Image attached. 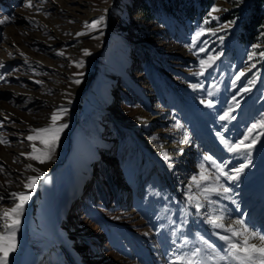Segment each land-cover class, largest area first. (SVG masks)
Segmentation results:
<instances>
[{"label": "rangeland", "instance_id": "rangeland-1", "mask_svg": "<svg viewBox=\"0 0 264 264\" xmlns=\"http://www.w3.org/2000/svg\"><path fill=\"white\" fill-rule=\"evenodd\" d=\"M251 2L32 0L34 7H25L26 0H0V20L10 18L0 23V136L8 141L0 143V211L13 207L12 193L28 191L23 184L29 176H40L24 207L16 233L22 243L10 254L11 263L23 262L31 252L29 264H171L175 255L202 247L197 234L223 246L213 236L224 230L213 228L208 214L223 210L227 226L236 206L256 201L255 217L264 222V136L249 163L227 152L217 135L235 142L264 116V60L257 62L264 50V7L252 39L236 40ZM213 7L220 11L213 13ZM101 16L100 28L85 27ZM108 21L111 31L103 47ZM202 27L215 35L206 31L192 47ZM254 45L257 59L249 61ZM217 53L215 65L197 75L199 61ZM239 71L246 74L233 87ZM253 78L256 83L249 85ZM244 87L251 91L240 93ZM234 95L239 100V107L233 105L235 119L221 120ZM208 99L212 107L201 103ZM60 107L67 113L58 123L67 127L52 159L41 164L27 154L33 143L43 145L27 137L31 129L48 125ZM157 113L167 121L136 131L115 118L143 120ZM144 135L171 144H182L185 135L192 139L191 166L181 183L171 182L179 160L172 158L169 166L153 157L140 143ZM208 156L226 163V170L249 166L237 181L222 178L230 199L213 195V203L201 201L200 222L186 196L201 195L192 182L201 164L215 172ZM185 238L191 243L182 247Z\"/></svg>", "mask_w": 264, "mask_h": 264}, {"label": "snow or ice", "instance_id": "snow-or-ice-1", "mask_svg": "<svg viewBox=\"0 0 264 264\" xmlns=\"http://www.w3.org/2000/svg\"><path fill=\"white\" fill-rule=\"evenodd\" d=\"M236 3L242 2V0H234ZM25 7H34L32 0H26L24 5ZM40 9H37L39 11ZM220 11V9L213 7L212 12L215 13ZM211 15V14H210ZM10 18L5 16L3 20H0V23L7 22ZM216 19V17H212ZM104 23V17L101 16L98 19L93 20L90 24H86L85 27L91 30H96L100 28ZM208 20L204 21V24L207 25ZM234 23V21L229 22ZM224 27H227L225 25ZM223 31V27L220 29ZM206 31L211 32L215 35V32L202 27L192 38L193 44L195 46L199 37L203 36ZM83 33H77V35H82ZM221 41L223 37H220ZM257 46H253V51L248 54V60L252 61L257 59ZM199 52H206L204 47H200ZM84 54L88 55L89 52L87 49L84 50ZM60 55H63L61 52ZM220 59V54L215 55L209 54L206 59H201L199 61L200 71L197 75H203L204 72L212 68L215 65V62ZM264 60V50H260L258 54V59ZM2 66V64H0ZM77 67H83V62H78ZM255 64L251 65V68H254ZM251 68H248V71H251ZM245 71H239L235 75V79L232 81L233 87L242 77L245 76ZM78 75H82L78 74ZM4 76L0 75V80H3ZM40 83V81H36ZM81 81L79 79L74 80V83L79 84ZM256 79L253 78L249 81V85H254ZM192 87L202 88V84H193ZM215 87V86H214ZM251 91V87H244L240 89V93ZM209 97L214 95L213 91L209 90L207 92ZM201 103L206 104L208 107L213 106V100H202ZM239 107V100L237 96L232 97V105L220 116L221 120L225 119H235V116L232 115L234 107ZM67 113V108L60 107L51 114L50 123L44 127L31 129L32 135L27 137L30 141L39 140L43 145V148H37L33 143L32 152L28 153V157L32 160H36L39 163L43 164L52 159V156L55 152L57 143L59 141L60 133L67 127L66 124L58 123L63 119V115ZM181 127L180 124L176 125ZM220 138L221 143L225 146L227 152L235 155L245 156L246 159H249L250 163V154L251 151L255 148L259 138L264 136V116L260 118L256 123L251 124L243 134V138L236 140L235 142L226 139L223 135L217 134ZM7 138L0 136V143H7ZM187 142V135L181 143ZM23 155V154H22ZM165 161L169 162L171 166V156L167 152L163 154ZM208 161L212 162V167L215 169L214 173H208L205 170L204 164L200 165L201 172L199 173V178L197 176L192 177V182L200 189V196H193L191 194L186 196V202L188 205L194 206L197 213H200L201 209L205 208V204L201 201H205L208 204L213 203L211 197L213 195L223 196L225 199H230L229 193L231 189L226 187L222 183V178L230 181H237L240 179L241 174L249 166L248 163H242L238 167L227 169L226 163H217L211 156L205 158ZM28 168H32V165H28ZM41 176L43 173L40 174ZM40 179V176H29L27 181L23 184V188L28 191H19L12 193L13 197V207L3 209L0 211V264H9V256L11 253L16 251L17 239L16 233L19 229L21 223V216L24 211V207L27 204L28 200L31 197L32 191L37 187V182ZM192 185H189V193H191ZM2 198V197H0ZM223 210L219 215L208 214L206 216L207 222L215 229L224 230L225 234L219 232L215 233L218 238L224 241L223 248H218L215 244L210 243L202 235L197 234V240L202 245V247H192L188 252L183 255H175L171 259V264H264V232L259 230L250 229L243 219H238L234 223L225 225L224 223ZM186 223V221H185ZM176 233L174 232L173 235ZM191 242L185 238L182 247H187Z\"/></svg>", "mask_w": 264, "mask_h": 264}, {"label": "bare ground", "instance_id": "bare-ground-1", "mask_svg": "<svg viewBox=\"0 0 264 264\" xmlns=\"http://www.w3.org/2000/svg\"><path fill=\"white\" fill-rule=\"evenodd\" d=\"M115 118L118 121H120L122 124H125L132 131L138 130L139 126L145 125V126L155 127V126H160L164 122L167 121V116L163 113H157V115H154L153 117H147L143 120L135 119L133 121H127V120L119 119L117 118V116H115ZM139 137H140L139 140H140L141 145L147 147L148 148L147 150L152 154V156L157 157L158 160L160 161L164 160L163 154L165 152H167L168 155L171 156V158H173L174 160H177V159L179 160L178 162H175L176 172H175V175L171 177V182L173 184L181 183L184 177L183 172L188 170L191 166L190 162L192 160V154L194 152V149L192 150V146H193L192 139L189 136H187V142L182 143V144H171L169 143V141H166L163 139L155 141L154 139L148 138L146 135L139 136ZM184 139H185V136H184ZM43 190H46V189H43ZM248 218H249V214L247 212L239 213L234 220H230V223H234L238 219H243L244 221L248 222ZM16 239H17V246H16V250H17L19 245L22 243V241L20 237L18 236H16ZM34 240L36 241L35 238L32 239L31 241L34 242ZM14 253L15 252L11 254H14ZM32 256L33 254L31 252H28L23 262L11 263L9 260V264H29L32 259ZM9 257H11V255Z\"/></svg>", "mask_w": 264, "mask_h": 264}, {"label": "trees", "instance_id": "trees-1", "mask_svg": "<svg viewBox=\"0 0 264 264\" xmlns=\"http://www.w3.org/2000/svg\"><path fill=\"white\" fill-rule=\"evenodd\" d=\"M170 4H173V0H168ZM203 1V0H198ZM169 6V5H168ZM264 7V0H252L250 5V12L242 24L239 33L236 36V40L238 43H241L242 40L246 37L247 39H252L251 37L257 33L259 25L261 24V13ZM246 39V40H247Z\"/></svg>", "mask_w": 264, "mask_h": 264}, {"label": "water", "instance_id": "water-1", "mask_svg": "<svg viewBox=\"0 0 264 264\" xmlns=\"http://www.w3.org/2000/svg\"><path fill=\"white\" fill-rule=\"evenodd\" d=\"M107 16H108V18H109V10H108ZM107 25H108V31H107V33H106V40H105V42H104V44H103V47L105 46V44H106V42H107V39H108V37H109L110 31H111V25H110V22H109V21L107 22ZM103 47L99 50V52H98V56L101 54V52H102V50H103ZM95 65H96V64H95ZM94 70H95V66H94ZM95 71H96V70H95ZM95 71H94V73H95ZM95 75H96V74H94L93 76L95 77Z\"/></svg>", "mask_w": 264, "mask_h": 264}]
</instances>
